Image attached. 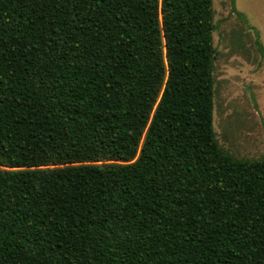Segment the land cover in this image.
<instances>
[{"label": "trees", "instance_id": "trees-1", "mask_svg": "<svg viewBox=\"0 0 264 264\" xmlns=\"http://www.w3.org/2000/svg\"><path fill=\"white\" fill-rule=\"evenodd\" d=\"M213 16L0 0V264H264V161L215 137Z\"/></svg>", "mask_w": 264, "mask_h": 264}, {"label": "rangeland", "instance_id": "rangeland-1", "mask_svg": "<svg viewBox=\"0 0 264 264\" xmlns=\"http://www.w3.org/2000/svg\"><path fill=\"white\" fill-rule=\"evenodd\" d=\"M212 8L216 140L234 161H264V0H212Z\"/></svg>", "mask_w": 264, "mask_h": 264}, {"label": "crops", "instance_id": "crops-1", "mask_svg": "<svg viewBox=\"0 0 264 264\" xmlns=\"http://www.w3.org/2000/svg\"><path fill=\"white\" fill-rule=\"evenodd\" d=\"M214 110V109H213Z\"/></svg>", "mask_w": 264, "mask_h": 264}]
</instances>
